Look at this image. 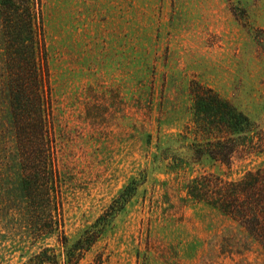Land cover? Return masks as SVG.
Instances as JSON below:
<instances>
[{
  "label": "rangeland",
  "instance_id": "1",
  "mask_svg": "<svg viewBox=\"0 0 264 264\" xmlns=\"http://www.w3.org/2000/svg\"><path fill=\"white\" fill-rule=\"evenodd\" d=\"M40 10L66 243L33 239L0 210V264L44 247L63 264L96 221L78 264H264L213 197L188 195L202 175L264 169V0H41ZM196 86L254 126L257 145L229 167L192 159ZM5 121L0 106V130ZM17 173L0 168V196L18 187Z\"/></svg>",
  "mask_w": 264,
  "mask_h": 264
},
{
  "label": "trees",
  "instance_id": "2",
  "mask_svg": "<svg viewBox=\"0 0 264 264\" xmlns=\"http://www.w3.org/2000/svg\"><path fill=\"white\" fill-rule=\"evenodd\" d=\"M40 9L41 0H0V106L7 112V121L0 130V168L15 163L18 170V187L1 189L4 196H0V210L5 209V216L11 219L19 218L23 232L33 239L56 235L57 242L65 244L59 177L50 136ZM192 94V159L207 157L229 167L245 145H257L251 135L254 126L245 114L211 89L196 86ZM258 140L257 146H264V137ZM8 145L14 152L3 151ZM193 183L194 187L188 190L190 197L199 199L198 190L205 198L213 197L216 207L264 250V169L249 171L234 181L207 174L195 178ZM101 224L96 221L83 232L64 255L63 264H78L97 241ZM59 261V255L44 247L19 264Z\"/></svg>",
  "mask_w": 264,
  "mask_h": 264
}]
</instances>
